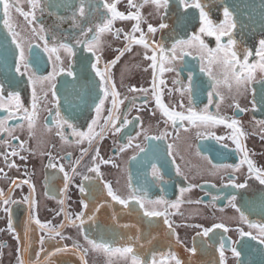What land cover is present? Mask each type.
<instances>
[{"label":"flooded vegetation","instance_id":"obj_1","mask_svg":"<svg viewBox=\"0 0 264 264\" xmlns=\"http://www.w3.org/2000/svg\"><path fill=\"white\" fill-rule=\"evenodd\" d=\"M239 1L244 2L245 0ZM85 2L93 6L92 24L100 22L107 14L103 8L105 0H85ZM107 2L111 3L113 0H107ZM137 2L143 3V0H137ZM201 2L205 5L209 18L216 24L224 20V7L230 9L233 19L238 17L234 14L229 0H201ZM19 4L23 11H29L26 0H19ZM96 5H99L98 11ZM79 7L80 0H43L44 11L43 13L37 11L33 23L37 28L42 24L46 29L45 40L49 48L58 47L59 43L75 45L80 28L73 26L74 14L80 24L85 28L89 26L79 17ZM117 10L127 14L129 11L127 0H120ZM140 11L146 21L141 23V29L147 33L149 24L158 29L155 34H148L150 44L158 42L168 50L177 40H187L192 35L199 34V10L185 9L179 4V0H169L168 8L161 9L159 14L150 4H144ZM161 17H163V23L168 25L165 29H159V24L162 22ZM13 18L15 24L18 25L16 31L20 33L25 55L31 61L32 56L38 52L40 63L35 68L29 63V71L23 76L16 72L14 64L13 71L0 74V95L7 101L10 93L18 94L23 107L31 111L33 88L35 87L40 103L38 104V119L31 135L27 121L11 119L7 122L8 127L14 129L13 135L17 137L11 140V145L16 146L20 155L9 157L8 162L16 165V167L9 168L6 166L3 152H10L11 148L0 149V169H2L0 190L7 194L11 188V199L15 201H22L31 195L36 202L32 214L41 223L50 222L52 226H59L65 219L64 213L61 212L60 201H63L64 212L68 213L71 218L74 219L81 212L85 213L82 230L89 239L104 242L113 247L134 246L146 264H151L153 254L159 259L162 255L167 257L168 253L174 254L181 264H219L220 256L217 249L221 237L226 242L239 240L237 228L257 235L255 230L249 229L247 224L241 222L240 212L236 209L240 208L253 222H264V206L260 201V198L264 197V185H260L254 176H250L247 164H242L238 170L233 171L235 166L240 164L243 156L234 151L235 145L231 140L225 139L222 143L228 144L229 147L222 148L220 143L212 138L213 136H230L232 130L224 125L197 128L189 125L187 121L182 122L183 127L180 126V122L175 127L171 121L165 125L166 118L156 108L155 99L151 93L152 69L149 67L151 61L144 59L145 49L141 45H132V50L125 52L111 69L112 79L120 93V99L124 100V103L120 105V119L122 121L126 115L132 122L116 134H113L109 128L91 147L87 141L77 144L76 138L71 135V129L65 127L63 131L69 141L65 143L57 135V126L53 123L57 111L78 131L86 132L88 124L96 118L94 106L98 103L95 97L99 95V89L96 87L99 78L95 77L94 73L86 78L82 68L85 58L95 62V57L91 53L84 52L83 48H75V55L70 58L63 49H59L51 54L50 61V54L43 51L44 41H40L31 33L25 19L15 11H13ZM243 18L251 19L248 22L245 21L244 27L247 29L245 35L237 37L235 28L232 34L237 42V50L241 54L245 49L250 50L253 54L249 57V62L256 63L258 57L255 56V51L259 41L264 39V17ZM134 23L129 20H116L113 23V31L122 30L119 37H114L110 33L102 36V50L97 53L101 56L99 67L102 70L105 64L116 58L117 50L124 48L123 35L131 31ZM134 35L139 38L140 33L137 32ZM0 36L10 43V48L14 49L11 37L7 36L2 24H0ZM201 38L210 48L216 47L214 37L202 36ZM227 39L228 37L225 36L223 41L226 43ZM29 43L32 45L30 50ZM37 44H40V48L35 47ZM148 54L151 55V52L149 51ZM177 54L179 55V49H177ZM57 55L60 57L64 72L52 82L56 87L52 88L51 83L47 81L42 84H30L29 80L33 73L35 76L44 77L52 72L53 62ZM69 59H71V69H69ZM173 63L174 71H165L160 74L157 69L156 83L162 101L168 106L183 102L187 107V93L181 98L175 88L180 84L187 85V77L191 74L194 79L204 83L206 91L200 94L198 102L199 108L202 109L207 104V91H211L209 87L211 81L200 71L199 53L192 49L191 55ZM4 66L6 63H0V67ZM21 70L24 71L23 68ZM68 70L73 72V76L66 75ZM88 71L91 72L90 67ZM255 76L256 79L250 88L240 94H237L234 88L231 93L227 88L220 89L224 101L220 104L219 114L228 117L229 122L233 118L240 122L239 127L246 134L241 140L249 158L256 168L264 170V126L259 123L264 121V104L260 103V92L264 88L262 84L264 74L257 70ZM161 79L164 80L163 85L159 84ZM174 80H179L180 84H174ZM129 87L147 88L149 92L147 95L142 92H129ZM169 89L173 90L171 94L168 92ZM53 92L56 93L55 99H53ZM234 103H238L246 111H237L232 106ZM253 104L256 105L255 108ZM110 107L109 98L105 102L104 111L101 113L95 131H100L99 124L103 123V118L107 116V109ZM49 109H51V114ZM209 111L217 112L215 104L209 107ZM7 114L0 110V119ZM137 117L139 119H136ZM185 128L188 130L185 131ZM164 131L170 135L162 141L150 139L146 142L144 139L145 133L148 136H156ZM6 139H10L8 134L0 132V143ZM130 139L131 145L129 146ZM21 141L25 142L24 150L18 146ZM137 144L146 147V151L140 152L136 147ZM169 144L173 146L172 155L168 154ZM121 146H125L123 152L120 151ZM97 148L99 150L98 159L110 160L109 163L92 161L91 158L96 155ZM84 149H89L88 154L83 157L79 165L74 164ZM49 153L54 158L52 163L57 165L56 168L46 167L49 164ZM20 156H24L25 159L21 160ZM133 157L136 158L133 159ZM153 164L159 169L161 179L153 177ZM213 165L232 167L214 168ZM61 166L64 172L59 171ZM90 166H98L100 175L89 172ZM73 167L76 169L75 174L72 172ZM177 167L180 169L179 175L176 171ZM65 173L70 176L66 189ZM229 177L236 184L246 182L247 187L233 188L229 183ZM13 180L19 186L13 185ZM23 181H29V183H23ZM105 183L109 184L112 190L122 198H127L130 190L134 189L147 191V196L151 200L163 197L169 202L168 205H146V208L149 210L155 208L160 211L167 208V218L173 226L172 229L165 225L163 216L145 217L143 210L135 202H131L128 208H124L113 201L107 194ZM30 185L34 188L31 193ZM81 186L84 187V192L80 191ZM181 188L189 190L181 195ZM234 195L237 197L233 202L236 207L230 203ZM178 198L181 203L178 207H172L171 205ZM82 203H86L88 207L83 208ZM2 207L4 206L0 205V208ZM29 214L27 203L10 205L8 214L0 211V246H2L0 264H17L18 249L23 246H28V250L23 253L26 261L36 260L37 252H40L39 259L43 260L47 253L54 252L57 247L67 246L71 249L73 243L81 245L82 249L88 248L81 227L66 226L62 229V235L66 239L61 240L59 237L49 239L44 231L38 229L37 225L29 223ZM88 216H94V221H88ZM9 219L13 225L11 232L8 230ZM79 223L76 221L77 225ZM215 224H223L229 228V231L224 233L223 229L214 228ZM205 228H213L209 237L197 235ZM173 230L175 235H172ZM41 236H45L43 245L45 251L43 252L40 251ZM244 239L248 247L241 249L239 245H236L241 251L239 258L232 255L231 248L225 250V264H238V259L241 264H264V245L248 237ZM192 248L196 249L195 253L190 251ZM85 259L87 264H128L119 254L107 256L103 253L88 251ZM50 260L51 264H81L78 254H73L71 251L58 253L51 256ZM167 264H174V262L168 258Z\"/></svg>","mask_w":264,"mask_h":264},{"label":"snow or ice","instance_id":"obj_2","mask_svg":"<svg viewBox=\"0 0 264 264\" xmlns=\"http://www.w3.org/2000/svg\"><path fill=\"white\" fill-rule=\"evenodd\" d=\"M29 11L25 12L20 7L19 0H0V24L6 30L7 36L11 37V44L14 45L13 48H8L7 40L5 44L0 45L3 48V55L5 60L8 58H12V61L15 65V70L21 76L27 74L29 71V63H31L32 67H38L40 63V56L37 52L32 56L31 61H29L28 57L25 55L24 45L21 42L20 33L16 31L18 25L15 24L13 18V11L19 14V16L23 17L27 22L31 33L40 41H44L43 51L45 53H49V60L51 61V54L56 53L59 49H63L64 52L71 58L75 55V48H83L84 52L91 53L93 57H95V62H91L88 58H85L84 63L82 65L83 72L86 74V78L90 77L91 73L95 74V77L99 78V83L96 85L99 89V95L95 97L98 100V103H95L94 111L96 112V118H94L90 124H88V130L78 131L73 124H71L68 119L61 117L59 111L56 112V119L53 121L57 126V135H59L61 141L68 143V138L65 135L63 129L67 127L71 129V135L76 138L75 142L77 144L83 143L87 141L89 146L91 147L98 138H102L104 132L106 130H110L113 134L119 133L122 128H126L132 121H130L125 115L123 120L120 119V105L124 103L123 99H120V93L116 88L115 83L112 79L111 69L115 66V64L119 61L120 57H122L125 52H130L132 50V45H141L145 49L144 59L151 61L149 67L152 69V88L151 93L155 99L156 108L160 111L163 117H165V125L171 121L173 127L180 122V126L183 127L184 121H187L189 125L193 127H212L216 125H224L226 128L232 130V134L230 136H213L212 138L220 143L222 148H228L229 145L226 143H222L225 139L231 140L232 144L235 145L234 151L242 154L243 159H241L240 164L236 165L233 171L238 170L240 165L247 164L248 173L250 176H254L256 180H258L260 185H264V170L256 168L253 164V161L249 158V154L245 149L241 138L246 134L243 132L241 127H239L240 122L236 119H231L229 122V118L225 116H221L219 114L220 104L224 101V96L220 89L222 87L227 88L229 93L232 92L233 88L235 89L237 94H240L244 91H247L252 85L253 81L256 79L255 73L259 70L260 73L264 74V39H261L258 43V47L255 51V56L258 57V61L256 63H250L249 57L252 56V52L248 49H245L241 54L237 50V42L233 37L232 30L236 27V23L233 19V13L230 11L228 7H224L223 9V22L216 24L210 18L208 13L205 11V5L201 2V0H179V4L185 8H192L199 10V34L192 35L187 40H177L172 44L171 49L166 50L163 44L158 42L150 44L148 42V34H155L158 29L151 24L147 27V33H145L140 25L144 21L143 16L141 15L140 9L144 6V4H150L157 12L160 13L161 9H167L169 0H143V3H138L137 0H127V7L129 9L128 13L125 14L117 10V4L120 0H113V2L109 3L107 0L103 3V8L106 10V15L100 22L92 24L91 17L93 15L92 12V4L86 3L85 0H80V7L78 9L79 17L81 20L87 22L89 24L88 27H84L80 24L75 14L72 17V23L74 27H79V37L75 40V45H70L68 43H59L58 47L49 48L47 41L45 40L46 29L42 24L34 26V21L36 19V13L39 11L43 13V0H26ZM97 11L99 10V5H96ZM135 9V11H132ZM116 20H129L134 21L135 23L132 25L131 31L124 33L123 39L125 41V45L123 49H119L118 55L115 59L108 62L104 65L103 70L99 67L101 62V56L97 55L98 52L102 50L103 42L102 36L105 33H110L114 37H119L122 30L117 29L113 31V23ZM161 23L159 24V29H165L168 27L167 24L163 23V17H161ZM139 32V38H137L134 34ZM92 34L91 36L89 34ZM202 36L214 37L216 41V47L210 48L204 40L201 38ZM227 36V42L223 41V38ZM32 45L29 43L28 48L31 49ZM36 48H40V44L35 46ZM177 49H179V55L177 54ZM195 49L199 53V58L201 60L200 71L205 76L208 77V80L211 81L209 87L211 91H207V104L200 109L199 101L200 94L205 90L203 81H198L193 78L190 74L187 77L188 83L187 85L180 84L179 80H174V84H180L179 87L175 88V91L178 92L181 98L184 97L185 93H187L188 105L185 107L184 103L181 102L178 105L168 106L166 105L161 98L160 90L157 86V69H159V73L163 74L165 71H174L175 65L174 61L178 59H183L185 56L191 55V50ZM151 52V55L148 52ZM62 62L60 57L57 55L55 62H53V70L49 75L44 77L33 76L30 77L29 83L32 85H36L37 83H43L45 81L51 83V87L55 88L56 77L64 72L63 67L61 66ZM89 67L91 72L89 73ZM24 69L22 71L21 69ZM69 69H71V59H69ZM147 70V69H145ZM67 76H73V72L68 70L66 73ZM159 84L163 85L164 80H159ZM264 84V81H262ZM129 92H142L145 95L148 94L149 89L147 88H136L129 87ZM173 90L169 89L168 92L171 94ZM56 98V93L53 92V99ZM110 98L111 107L107 109V116L103 118V123L99 124L100 131H95L96 126H98L99 119L101 113L104 111L105 102ZM235 100V97H233ZM40 103V97L37 95L35 87L33 88V99H32V108L29 111L27 108L23 107L20 101V96L18 94H9L7 101H5L4 97L0 95V110L7 112L8 114L0 119V132L7 133L10 139L3 140L0 143V149L5 147L11 148V151H4L3 156L6 161V166L9 168L16 167L15 163H9V157L19 156V152L16 150V146L11 145V140L17 139L16 136L13 135L14 129L8 127L7 122L11 119H20L27 121V127L29 130V134L31 135L33 129L35 127L36 121L38 119L39 108L38 104ZM260 103L264 104V88L261 89L260 92ZM215 104L217 109L216 113H212L209 111V107ZM237 111L244 112L246 109L241 108L238 103H234L232 105ZM256 105L253 104V108ZM179 109V110H177ZM49 113L51 114V109H49ZM136 119H139L138 117ZM262 126H264V121L259 122ZM50 130V129H49ZM185 131L188 129L185 128ZM139 135V133H137ZM170 133L167 131L162 132L160 135L156 136H148L145 133L144 139L147 142L148 140H156L162 141L166 136H169ZM199 136L200 133L198 132ZM207 138V137H205ZM131 145V139L129 140V146ZM19 148L21 150L25 149V142L21 141L19 143ZM140 152H145L146 147H141L139 144L136 145ZM168 154L172 155V145L168 146ZM125 150V146L120 147V151L123 152ZM89 149H84L81 153V156L74 161V164L79 165L81 160L85 155H87ZM99 158V150L97 148L96 155L92 156L93 162H99L103 164H107L110 160H102ZM136 157H133L135 159ZM20 159H25L24 156H20ZM52 155L49 153V164L46 167L56 168L57 165L52 163L53 161ZM214 168L223 167L228 169L232 166L230 165H213ZM2 171V169H0ZM60 172H64V168L61 166L59 168ZM75 167H73L72 172L75 174ZM89 172H95L97 176L100 175L99 167L90 166L88 168ZM177 174H180L179 167L176 168ZM152 175L156 179H161L160 171L155 164L152 165ZM65 189L68 186V182L70 181V176L68 173H65ZM84 179H88V177H84ZM23 183H29V181H23ZM229 183L233 188L243 189L247 187V183L236 184L232 181V178L229 177ZM12 184L15 186H19L15 180L12 181ZM227 186V185H226ZM105 189L107 190L108 196L111 197L113 201L124 206V208H128L131 202H135L136 205L139 206L140 209L143 210V215L148 218L152 217H165L164 223L168 226L169 229H172V224L167 218V208L164 211L157 210L152 208L151 210L146 208V205H168V201H165L163 197L158 200H151L147 196V191L141 189L130 190L129 196L127 198H122L116 192H114L111 186L107 183L104 184ZM189 189L181 188V195L187 192ZM34 191V188L30 185V193ZM80 191L84 192L85 189L83 186L80 187ZM215 199V198H214ZM237 197L234 195L231 197L230 203L233 207L236 205L233 203ZM261 205L264 206V197L260 198ZM16 203H27L29 205V223H34L37 225L38 229L45 232V235L49 239H55L59 237L61 240L66 239L62 235V229L66 226L72 227H81L82 234L84 235L85 242L88 245L87 249H82L81 245L77 243H73L71 249L65 247H57L54 252L47 253L43 260L39 259L40 252H37V259L34 261H26L24 259L23 253L28 250V246H23L18 249L17 255V264H51L50 257L54 256L58 253H63L67 251H71L73 254H78L81 264H87V260L85 256L88 251H92L95 253H103L107 256H111L114 254H119L128 264H146V261L142 259V257L138 254L134 246H122V247H113L110 244L104 242H97L96 240L89 239L86 233H83L82 225L84 223L85 213L81 212L75 216V218H71L68 213L64 212L63 201L61 203V212L64 213L65 219L61 222L59 226H52L50 222L41 223L39 219L32 214L35 208V200L32 199L31 195L29 197H25L22 201H15L11 199V188L9 189V193H5L0 190V205L4 207L0 208V211H4L6 214L10 213V205ZM181 203V200L178 198L172 207H178ZM83 208H87L88 205L86 203H82ZM240 212V220L242 223L247 224L249 229H253L256 231L257 235H253L251 231L245 232L242 229L237 228L236 231L240 237L237 241H225L223 237L220 238L219 248L217 251L219 252L220 261L219 264H225V250L231 248L232 255L239 258L241 256V251L237 249L236 245H239L240 248L248 247L247 241L244 239L248 237L250 240L258 241L261 245H264V222H253L248 219V217L241 211L240 208L236 209ZM59 214V213H58ZM88 221H94V216H88ZM76 221H79V225L76 224ZM214 228L223 229L224 233L229 231V228L223 224H215ZM8 230L11 232L13 230V225L11 219L8 221ZM213 232V228H205L202 233H197V235H202L204 237H209V233ZM172 235H175L174 230L172 231ZM26 236H27V227H26ZM137 242L139 238L137 237ZM39 243L41 244V252L45 251L43 245L45 244V236H41ZM177 243L179 240L177 239ZM2 248V246H0ZM192 253H195L196 249L192 248L190 250ZM168 258L174 262V264H181V261L172 253H168L167 257L163 255L161 258H157L155 254L152 255L151 264H167ZM238 264H241L238 259Z\"/></svg>","mask_w":264,"mask_h":264},{"label":"water","instance_id":"obj_3","mask_svg":"<svg viewBox=\"0 0 264 264\" xmlns=\"http://www.w3.org/2000/svg\"><path fill=\"white\" fill-rule=\"evenodd\" d=\"M229 4L233 8L234 14L238 15V17H234L236 27H235V35L237 37H243L246 33L245 21L251 20L250 18L243 17H264V0H245L241 2L239 0H229ZM253 36V34H252ZM0 45L5 44V41L0 36ZM10 48V43L7 42L6 45ZM3 48L0 47V63H6V66L0 67V74L8 73L13 71L12 58H8L5 60L3 55ZM12 64V65H11Z\"/></svg>","mask_w":264,"mask_h":264},{"label":"rangeland","instance_id":"obj_4","mask_svg":"<svg viewBox=\"0 0 264 264\" xmlns=\"http://www.w3.org/2000/svg\"><path fill=\"white\" fill-rule=\"evenodd\" d=\"M133 58H134V57H133ZM133 58H131V59H133ZM139 83H142V81H141V82L139 81ZM143 84H144V83H143Z\"/></svg>","mask_w":264,"mask_h":264}]
</instances>
